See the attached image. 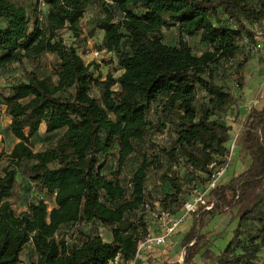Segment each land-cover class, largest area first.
Segmentation results:
<instances>
[{"label": "trees", "instance_id": "trees-1", "mask_svg": "<svg viewBox=\"0 0 264 264\" xmlns=\"http://www.w3.org/2000/svg\"><path fill=\"white\" fill-rule=\"evenodd\" d=\"M255 1L38 0L30 11L20 0H0V71L25 58L39 61L44 53L56 57L54 81L38 75L36 67L24 69L25 78L9 86L1 98L18 142L5 154L0 175V264H19L27 245L36 254L30 264H114L117 256L132 259L137 241L148 233L144 204L154 206L147 182L157 157L140 160L130 177L122 173L136 155V142L155 131L151 113L160 131L172 127L174 142L161 149L172 168L201 175L186 178L174 170L161 177L166 194L160 206L175 215L181 212L190 195L184 184L204 188L231 153L232 126L211 116L230 106L238 108L241 100L216 83L208 70L234 57L243 39L254 40L249 24L264 20V0L259 8ZM88 5L103 14L90 35L101 32L98 49L109 53L116 76L109 72L97 77L95 61L87 63L83 53L60 36L66 28L78 31ZM170 25L178 28V46L164 42L163 28ZM196 34L209 46L200 55L185 39ZM94 86L97 96L91 92ZM200 91L209 97L205 114L195 103ZM262 98L261 89L238 135L250 165L209 192L212 208L194 213L198 221L183 238L184 246L192 243L185 264L206 237L201 232L204 216L228 209L236 210L238 222L214 264H255L264 253ZM42 124L47 134L64 131L52 146L35 151L31 138ZM21 179L35 191V198L16 212L11 198ZM78 224L109 227L111 239L98 233L81 238L85 232L79 229L78 236L69 239L66 228L74 231Z\"/></svg>", "mask_w": 264, "mask_h": 264}, {"label": "rangeland", "instance_id": "rangeland-1", "mask_svg": "<svg viewBox=\"0 0 264 264\" xmlns=\"http://www.w3.org/2000/svg\"><path fill=\"white\" fill-rule=\"evenodd\" d=\"M31 11L36 5L38 0H20ZM263 0L255 1L256 7L259 8L260 3ZM41 8L45 10V5L41 3ZM103 17V14L98 8L92 5H88L83 17L78 21V31H72L68 28L60 31V36L67 43L78 48L80 53H91L93 49H98L101 43L102 34L100 31L95 36L90 35V30L94 25V22ZM228 21V20H226ZM229 22V21H228ZM230 23V22H229ZM253 27H259L264 31V20L255 24H249ZM164 42L172 46H178L180 44V34L176 26L170 25L163 28ZM194 54L200 55L203 51L209 48L208 44L203 43L200 40L199 34L193 37H185ZM254 40L247 37V41L239 42V49L237 54L232 58L222 60L220 63L213 65L208 70V73L213 80L222 85L227 91L231 92L234 97H239L241 102L238 108L230 106L226 112H218L211 118H219V120L232 126L231 139L235 142V150L232 160L229 163L226 173L221 179V183H227L234 176L238 175L244 169L250 165V157L243 149L240 139L238 137L242 127V122L250 110V107L254 105V100L257 97L259 89L264 84V56L262 51L255 50L253 48ZM264 43V42H263ZM264 45V44H263ZM86 60H90V54L85 57ZM56 61V57L50 53H44L39 61L33 62L30 58H25L21 62H15L5 70L0 71V104L1 98L9 91V86L15 84L25 78L24 69L32 70L36 67L38 75L42 77H50L53 81L56 79L53 74V66ZM98 65L96 76L105 78L107 73L113 72L116 75L119 74L117 68L114 66L108 57H104L99 61H95ZM264 90V86L262 91ZM92 94L98 95V88L94 86L92 88ZM264 101L262 98L261 102ZM196 105L200 109V112L205 114L209 104V97L203 91H200L197 96ZM150 120L155 125V131L150 133L143 141H137V152L132 160L130 166L125 168L122 173L127 177L130 174L131 168L137 166L140 160L149 156L150 160H154L156 156V163L154 167L150 169V176L147 182V189L152 194L154 202H159L166 194L165 183L162 182V176L166 173L173 175V171L182 172L186 178L192 176H201L192 174L185 168L179 170L171 166L169 159L161 153L163 147L170 148L174 142V134L172 133V127L167 126L165 133L158 129L159 123H157L154 113L149 115ZM6 120L3 118L0 120V133H2V144H0V175L1 169L6 164L5 154L8 153L14 140L7 134ZM169 123V121H168ZM6 128V130H5ZM53 135L44 132L39 139H34L31 146L34 148L44 149L51 144ZM115 166L113 162L110 165ZM185 192H189L190 196L197 189L190 185L184 184ZM200 189V188H198ZM169 190H171L169 188ZM35 191L29 188V183L25 179H21V185L16 189L11 202L16 212H21L27 207V203L35 198ZM160 203V202H159ZM211 208L208 207L206 209ZM149 225L154 226V220L149 215ZM198 221V215L192 213L189 214L187 219L179 226V228L172 234L167 242L156 248L154 252L149 255V258L142 264H180L181 256L184 246L183 238L185 235L193 230L195 224ZM238 219L236 217V210H226L224 212L216 211L212 214L204 216L201 232L205 234V239L201 244L199 252L195 255L192 261L188 264H214V258L218 255L228 244L233 237V231L236 228ZM88 231H95L101 234L106 240L111 235V229L104 226L90 227L87 225ZM90 228V229H89ZM77 229V228H76ZM72 228L67 227L66 233L69 239H73L76 236ZM78 236V234H77ZM76 236V237H77ZM245 242L247 243V237ZM24 264H30L36 260V254L31 245H27L22 254ZM255 264H264V253H262Z\"/></svg>", "mask_w": 264, "mask_h": 264}, {"label": "built area", "instance_id": "built-area-1", "mask_svg": "<svg viewBox=\"0 0 264 264\" xmlns=\"http://www.w3.org/2000/svg\"><path fill=\"white\" fill-rule=\"evenodd\" d=\"M253 31V48L255 50L262 51L264 56V31L259 27H256ZM242 41H247V38L243 39ZM88 54H90V60H86L85 58L88 56ZM108 54L109 53H107L105 50L93 49L91 53H87L83 55V57L87 63H90L92 61H99ZM263 86L264 84H262L259 92ZM258 94L254 100L253 106L257 105L259 102ZM234 144L235 142H233L231 146V153L228 156L227 162L214 170L204 188L196 189L192 193L190 198L184 202L183 206L181 207V212L178 215H175L171 211L162 208L159 202H154V206H152L150 203H145V212H147L148 215H150V217L154 220V226L149 225L148 233L137 241L136 252L132 259L123 261L119 258V256H117L113 263L142 264L149 258V255L154 252L156 248L164 245L167 242V239L175 233L179 226L187 219L189 214L195 213L203 207L208 208L209 192L214 190L221 183V179L226 173L229 163L232 159Z\"/></svg>", "mask_w": 264, "mask_h": 264}, {"label": "crops", "instance_id": "crops-1", "mask_svg": "<svg viewBox=\"0 0 264 264\" xmlns=\"http://www.w3.org/2000/svg\"><path fill=\"white\" fill-rule=\"evenodd\" d=\"M3 118H5V120H6V125H7V134L8 135H10V137H11V139H13L14 140V142H13V144L11 145V147H10V149L8 150V152L11 150V148L13 147V145L16 143V142H18V139L12 134V132H11V129H10V124H11V117L6 113V107H5V105L4 104H0V120H2ZM5 130H6V128H5ZM64 131V129H62V130H59V131H55V132H53V133H49L50 135L51 134H53L54 135V138L52 139V141L53 142H51V144L49 145V146H52L53 144H54V141H55V139H56V137L59 135V134H61L62 132ZM1 132V131H0ZM45 132V124H42L41 126H40V129H39V132L36 134V135H34L32 138H31V144H32V141L34 140V139H39V138H41V136H42V134ZM1 137H2V133H0V144L1 145H3L2 144V140H1ZM49 146H47V147H49ZM46 147V148H47ZM35 151H40V150H44V149H46V148H42V149H39V148H34V147H32ZM117 157H118V155L117 154H115L113 157H111L110 158V163H112V158H113V162L114 163H116V160H117ZM128 177H130V175L128 176ZM87 225H89L90 227H96V225H91V224H82V225H77V226H75V227H77V229H79L80 231L79 232H81V231H84L85 232V234H82V233H80L79 234V237H81V238H86L85 236L87 235V234H93V233H96L94 230L93 231H88V228H87ZM75 229V231H76V228H74ZM90 229V228H89ZM78 232V231H77ZM76 232V233H77ZM112 235V234H111ZM111 235H110V237H109V239L108 240H110L111 239ZM19 264H24V262H23V258L21 257V262L19 263Z\"/></svg>", "mask_w": 264, "mask_h": 264}, {"label": "water", "instance_id": "water-1", "mask_svg": "<svg viewBox=\"0 0 264 264\" xmlns=\"http://www.w3.org/2000/svg\"><path fill=\"white\" fill-rule=\"evenodd\" d=\"M212 208V206H211ZM192 243L186 245L184 248H183V251H182V256H181V262L180 264H185V260H186V256H187V250H188V247L191 245Z\"/></svg>", "mask_w": 264, "mask_h": 264}]
</instances>
